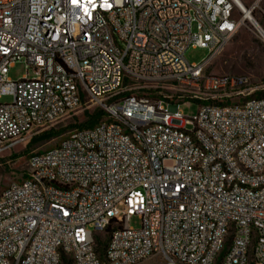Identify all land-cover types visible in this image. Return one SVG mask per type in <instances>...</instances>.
I'll use <instances>...</instances> for the list:
<instances>
[{"label":"built area","instance_id":"2783aa9c","mask_svg":"<svg viewBox=\"0 0 264 264\" xmlns=\"http://www.w3.org/2000/svg\"><path fill=\"white\" fill-rule=\"evenodd\" d=\"M254 8L0 0V154L77 110L102 112L0 190V264H264V88L205 74L238 29L264 43ZM189 47L208 56L189 63ZM173 87L194 117L162 93Z\"/></svg>","mask_w":264,"mask_h":264},{"label":"rangeland","instance_id":"374dc122","mask_svg":"<svg viewBox=\"0 0 264 264\" xmlns=\"http://www.w3.org/2000/svg\"><path fill=\"white\" fill-rule=\"evenodd\" d=\"M246 9L253 5L252 16L264 30V0H240ZM208 56V51L203 48L189 47L184 53V58L189 63H200ZM26 73L25 63L16 62L9 68L7 76L17 81ZM205 74L213 75H239L250 79L252 86L264 88V43L260 41L248 28H240L208 63ZM200 91H203L199 85ZM163 94L170 96L174 102H179L178 111L186 117H194L197 114L198 104L186 90L179 87L163 90ZM11 97L5 96L0 102H10ZM187 101V102H186ZM185 102V103H182ZM97 111L94 107L87 110H77L75 114L58 122L50 129L40 130L27 136L23 143L0 154V190L10 181L20 180L26 171V158L30 153L45 150L55 144L60 135L70 129L80 127L88 119V114ZM52 131L47 139H39L44 133ZM35 140V141H34ZM129 226L140 227V220L134 216L129 221ZM103 244L107 236L101 235ZM103 245L97 246V252L101 257ZM69 264V263H65Z\"/></svg>","mask_w":264,"mask_h":264},{"label":"trees","instance_id":"16d2710c","mask_svg":"<svg viewBox=\"0 0 264 264\" xmlns=\"http://www.w3.org/2000/svg\"><path fill=\"white\" fill-rule=\"evenodd\" d=\"M264 98V90L259 93ZM102 116V112L97 110L92 114H88V119L80 127H89L96 123V121ZM52 131L44 133L39 139H47L52 135ZM35 141V140H34Z\"/></svg>","mask_w":264,"mask_h":264},{"label":"bare ground","instance_id":"6f19581e","mask_svg":"<svg viewBox=\"0 0 264 264\" xmlns=\"http://www.w3.org/2000/svg\"><path fill=\"white\" fill-rule=\"evenodd\" d=\"M233 2H234L236 5L240 6V7L244 10L245 18H247V17L250 16V15L248 14V9H246V8L243 6V4L241 3L240 0H233Z\"/></svg>","mask_w":264,"mask_h":264}]
</instances>
